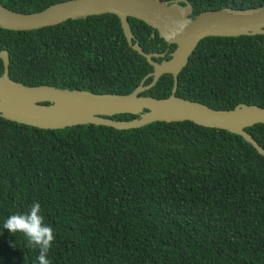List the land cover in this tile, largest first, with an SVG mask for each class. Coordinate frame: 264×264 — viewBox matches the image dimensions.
Returning a JSON list of instances; mask_svg holds the SVG:
<instances>
[{"label":"trees","instance_id":"1","mask_svg":"<svg viewBox=\"0 0 264 264\" xmlns=\"http://www.w3.org/2000/svg\"><path fill=\"white\" fill-rule=\"evenodd\" d=\"M62 1L0 5L27 14ZM181 1L192 7L191 17L264 5ZM127 21L144 53L168 58L173 45L150 37L141 21ZM0 50L8 53L11 78L25 86L121 95L152 71L111 14L31 31L0 29ZM170 88L165 74L141 95L162 99ZM175 96L213 110L264 108V36L200 40L177 75ZM245 131L264 149V125ZM34 201L54 229L51 264H264V157L223 130L188 121L50 130L0 118V264H37L23 235L2 228L10 213Z\"/></svg>","mask_w":264,"mask_h":264},{"label":"water","instance_id":"2","mask_svg":"<svg viewBox=\"0 0 264 264\" xmlns=\"http://www.w3.org/2000/svg\"><path fill=\"white\" fill-rule=\"evenodd\" d=\"M102 14L117 18L127 46L144 58L152 71L133 90L121 95L44 85L25 86L7 78L8 59L6 52L1 50L0 118L50 130L77 125L128 130L152 122L188 121L200 127L237 135L264 157V149L245 131L255 124L264 125V108L237 104L229 110H213L201 103L175 96L177 75L200 40L208 37L264 36V5L240 10L226 7L201 11L193 17L192 7L181 0H67L27 14L12 12L0 5V29L31 31ZM128 18L141 21L155 30L157 37L167 46H174L167 59H163L164 52L144 53L136 41L132 42ZM165 74L171 77L170 93L166 98L141 95ZM147 78L150 81L144 85ZM116 115H131L134 118L128 121L112 119Z\"/></svg>","mask_w":264,"mask_h":264},{"label":"clouds","instance_id":"3","mask_svg":"<svg viewBox=\"0 0 264 264\" xmlns=\"http://www.w3.org/2000/svg\"><path fill=\"white\" fill-rule=\"evenodd\" d=\"M2 228L10 234L23 235L28 248H34L38 254L37 264H51L48 259L54 241V229L45 222L39 202L34 201L28 205V210L10 213L2 224ZM10 247H15L14 244Z\"/></svg>","mask_w":264,"mask_h":264},{"label":"flooded vegetation","instance_id":"4","mask_svg":"<svg viewBox=\"0 0 264 264\" xmlns=\"http://www.w3.org/2000/svg\"><path fill=\"white\" fill-rule=\"evenodd\" d=\"M151 29V28H150ZM154 33L157 35V33H156V31L155 30H150V37H153L154 36ZM152 35V36H151ZM133 40H134V38H133ZM1 51V50H0ZM5 51V50H4ZM6 52V51H5ZM6 55H7V59H8V53L6 52ZM3 75V65H2V61H1V59H0V78H1V76ZM6 76H7V78L10 80V81H13V82H16V83H20V82H18V81H16V80H14L13 78H11V76H10V74H9V71H8V67H7V73H6ZM21 84V83H20ZM23 85V84H22Z\"/></svg>","mask_w":264,"mask_h":264}]
</instances>
